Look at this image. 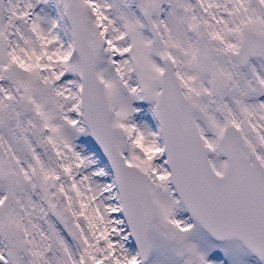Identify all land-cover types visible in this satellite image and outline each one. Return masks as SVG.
Masks as SVG:
<instances>
[{
	"label": "snow or ice",
	"instance_id": "1",
	"mask_svg": "<svg viewBox=\"0 0 264 264\" xmlns=\"http://www.w3.org/2000/svg\"><path fill=\"white\" fill-rule=\"evenodd\" d=\"M0 264H264V0H0Z\"/></svg>",
	"mask_w": 264,
	"mask_h": 264
}]
</instances>
